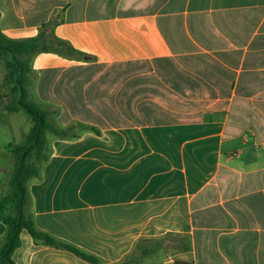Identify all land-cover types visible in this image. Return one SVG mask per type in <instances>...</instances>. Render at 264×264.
<instances>
[{"label": "crops", "instance_id": "1", "mask_svg": "<svg viewBox=\"0 0 264 264\" xmlns=\"http://www.w3.org/2000/svg\"><path fill=\"white\" fill-rule=\"evenodd\" d=\"M50 20L76 57L35 55L33 94L100 134L52 138L29 186L37 228L104 263L173 237L160 264H264V0H0L9 37ZM20 115L0 122V180ZM12 257L89 264L26 230Z\"/></svg>", "mask_w": 264, "mask_h": 264}, {"label": "trees", "instance_id": "2", "mask_svg": "<svg viewBox=\"0 0 264 264\" xmlns=\"http://www.w3.org/2000/svg\"><path fill=\"white\" fill-rule=\"evenodd\" d=\"M57 24L50 20L41 26V31L36 36L24 39L9 37L0 29V60L7 70L0 85V90L7 89L5 95L0 94V122L7 124L9 115L16 113H24L33 122L22 143L10 145L12 169L0 180V220L7 228L0 247V264H16L12 256L21 246V233L24 230L29 232L35 242L72 252L89 264H139L143 257L160 254L167 248L162 243L163 237L143 239L123 261L104 263L75 245L39 230L30 211L32 199L29 186L42 179L52 153V138L74 140L85 132L100 134L95 126L80 121L66 127L61 126L56 122L58 108L40 103L33 94L30 78L35 55L55 52L66 58L76 57L66 41L48 33L47 29ZM49 135L52 137L49 138ZM178 245L175 246L176 249ZM175 264L188 263L177 261Z\"/></svg>", "mask_w": 264, "mask_h": 264}, {"label": "rangeland", "instance_id": "3", "mask_svg": "<svg viewBox=\"0 0 264 264\" xmlns=\"http://www.w3.org/2000/svg\"><path fill=\"white\" fill-rule=\"evenodd\" d=\"M6 68H5V65L4 63L0 60V85L2 84V82L4 81V78H5V75H6ZM30 82H31V87H32V90H33V86H34V76L32 75L31 78H30ZM57 87H58V90H60L61 92L64 93L65 89H66V81L61 80L60 81H57ZM77 89V88H76ZM7 93V89H3V90H0V94L2 95H5ZM173 103H171L172 105ZM198 109V108H197ZM197 109H193V110H197ZM13 115H17L16 114H12V115H9V117H13ZM22 115V114H21ZM20 117H23L25 120V122L21 121L20 119V122L21 124L23 125V131H22V135L19 137V134L15 137V142L16 144H20L22 143L23 139H24V135L27 134L31 127L33 126V122L31 121L30 118H25L26 116H21ZM11 120V119H10ZM56 120H57V117H56ZM12 121H14V119H12ZM58 123V120L56 121ZM84 123V122H83ZM59 124V123H58ZM52 137L51 135H49V138ZM12 168V167H11ZM11 171V170H10ZM7 176V173L4 174L3 178L4 179L5 177ZM181 241H177V239L173 238V237H166L162 240V243H164L165 245H167V249L168 251L166 252L167 255H175V254H178V251L177 249L175 248V246L180 243ZM161 257H163L162 253L159 254L158 256L157 255H150V256H145L143 257V259L141 260V262L139 264H160V259ZM157 260L155 262H153L152 260ZM159 261V262H158Z\"/></svg>", "mask_w": 264, "mask_h": 264}, {"label": "built area", "instance_id": "4", "mask_svg": "<svg viewBox=\"0 0 264 264\" xmlns=\"http://www.w3.org/2000/svg\"><path fill=\"white\" fill-rule=\"evenodd\" d=\"M171 261H172V259H171V258H169V259H168V262H170V263H171Z\"/></svg>", "mask_w": 264, "mask_h": 264}]
</instances>
